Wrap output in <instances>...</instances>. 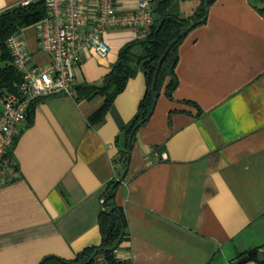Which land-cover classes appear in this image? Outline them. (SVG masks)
Segmentation results:
<instances>
[{
    "label": "crops",
    "instance_id": "obj_1",
    "mask_svg": "<svg viewBox=\"0 0 264 264\" xmlns=\"http://www.w3.org/2000/svg\"><path fill=\"white\" fill-rule=\"evenodd\" d=\"M21 1L0 0V13ZM137 6L138 0H118L121 11ZM263 6L214 0L206 20L180 44L173 98L162 92L136 131L117 189L129 231L119 259L229 264L253 248L264 257ZM196 7V0H184L173 9L189 16ZM35 26L22 35L35 61L44 63ZM104 38L107 56L91 47L81 51L76 84L101 82L137 36L132 28H113ZM145 92L139 71L97 125L88 117L103 95L39 100L33 124L14 147L19 170L6 169L0 185V264H39L47 255L73 259L100 243L104 190L123 167L120 123L133 118Z\"/></svg>",
    "mask_w": 264,
    "mask_h": 264
},
{
    "label": "trees",
    "instance_id": "obj_2",
    "mask_svg": "<svg viewBox=\"0 0 264 264\" xmlns=\"http://www.w3.org/2000/svg\"><path fill=\"white\" fill-rule=\"evenodd\" d=\"M180 1L184 0H154L153 22L149 34L144 38H137L126 43L120 49L111 71L105 75L101 82L75 84L74 97L78 101L92 98L98 94L104 96L103 103L88 117L93 125L104 121L108 111L113 108L117 95L125 89L129 79L139 71H143L145 74L146 92L133 118L128 122L121 121L120 123L116 144L119 148L118 155L119 159L122 160L123 167L118 176L112 179L104 190L102 207L107 210L101 209L99 213L100 243L85 247L73 259L47 255L39 264H129L125 260L119 259L116 254L119 246L115 247V243L121 235L123 226L125 232L120 243L129 237V231L124 207L116 201L117 189L121 182L114 187L113 185L123 174L128 162L129 136L138 123L141 122L140 126H142L150 118L155 107V94L159 97L164 92L167 97L173 98V93L179 84L176 73V66L179 61V46L190 31L181 33L189 25L207 15L205 0H196L197 7L193 14L189 16H183L174 11V6ZM209 1L211 4L214 0ZM259 1L264 2V0ZM260 9L264 11V6ZM47 15L48 8L45 0H37L29 5L17 4L0 13V98L8 92L15 91L22 81L21 73L13 64V57L7 45L8 37L15 32L23 31L29 26L36 25ZM167 49L168 52L158 68V63ZM38 102L39 99L30 103L25 125L22 127L20 134L25 128L33 124L35 107ZM138 128L134 131L132 145ZM19 135L13 147L6 153L9 166L16 171L19 170V167L15 160L14 147ZM95 251L97 252L94 258L89 261ZM251 260L256 261L258 264H264V257L260 256L258 248L240 253L238 258L229 264H242Z\"/></svg>",
    "mask_w": 264,
    "mask_h": 264
},
{
    "label": "built area",
    "instance_id": "obj_3",
    "mask_svg": "<svg viewBox=\"0 0 264 264\" xmlns=\"http://www.w3.org/2000/svg\"><path fill=\"white\" fill-rule=\"evenodd\" d=\"M153 1L138 0L134 11H121L118 0H45L48 15L36 24L41 49L47 55L44 63L35 61L22 31L8 37L22 81L15 91L0 98V185L10 168L6 153L20 134L30 103L52 95L74 96L81 51L91 47L98 55L107 56L110 46L104 33L108 29L132 28L137 38L146 37L153 22Z\"/></svg>",
    "mask_w": 264,
    "mask_h": 264
},
{
    "label": "water",
    "instance_id": "obj_4",
    "mask_svg": "<svg viewBox=\"0 0 264 264\" xmlns=\"http://www.w3.org/2000/svg\"><path fill=\"white\" fill-rule=\"evenodd\" d=\"M205 4H206L207 15H208V10H209V7H210V1H209V0H205ZM207 15H206V17H207ZM206 17H204V18H202L201 20H199V21H197V22H194L193 24L189 25V26H188V27H187V28H186L181 34H183L184 32H188V31H190V30H191L193 27H195L197 24L203 22V21L205 20ZM167 52H168V49H167V50L165 51V53L162 55V57H161V59H160V61H159V63H158V68H159V66L161 65V63H162L164 57L166 56ZM157 99H158V96L155 94V104H156V102H157ZM140 124H141V122L138 123V124L136 125V127H135L134 130H133V132H132V133L130 134V136H129V139H128V149H129V154H128L127 167H126V169L124 170L123 174L117 179V181H116V183L113 185V187H114L116 184H118V183H120V182H122V181L124 180V177H125V175H126V173H127V171H128V166H129V161H130V151H131V146H132V137H133V135H134V131L138 128V126H140ZM101 209H103L102 205H101ZM103 210L106 211L107 209H103ZM124 232H125V229H124V226H123V229H122L121 235H120L119 239H118V240L116 241V243H115V247H118V246L120 245V241H121L122 238H123V234H124ZM96 252H97V251L94 252V254L91 256V258L89 259V261H91V260L94 258ZM89 261H88V262H89ZM40 262H41V261H40ZM88 262H86V263H88Z\"/></svg>",
    "mask_w": 264,
    "mask_h": 264
},
{
    "label": "rangeland",
    "instance_id": "obj_5",
    "mask_svg": "<svg viewBox=\"0 0 264 264\" xmlns=\"http://www.w3.org/2000/svg\"><path fill=\"white\" fill-rule=\"evenodd\" d=\"M35 27L37 28V25Z\"/></svg>",
    "mask_w": 264,
    "mask_h": 264
}]
</instances>
